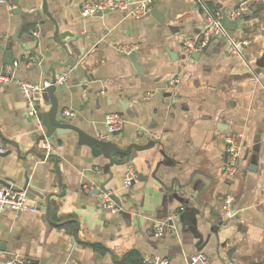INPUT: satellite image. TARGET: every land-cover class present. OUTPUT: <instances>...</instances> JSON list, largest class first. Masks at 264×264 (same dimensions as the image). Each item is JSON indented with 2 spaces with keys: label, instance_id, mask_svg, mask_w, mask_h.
I'll list each match as a JSON object with an SVG mask.
<instances>
[{
  "label": "crops",
  "instance_id": "crops-1",
  "mask_svg": "<svg viewBox=\"0 0 264 264\" xmlns=\"http://www.w3.org/2000/svg\"><path fill=\"white\" fill-rule=\"evenodd\" d=\"M85 1L47 0L60 30L83 37L74 44L82 53L76 68H56L57 75L68 74L64 91L57 94L59 107L73 113H63L65 121L98 138L105 132V116L122 113L124 129L107 140L122 148L155 145L133 151L129 160L115 154L123 163L105 172L106 160L80 145L76 132L38 143L45 129L30 115L27 99L16 85H0V181L22 190L28 178L29 186L44 195L28 192L35 211L0 207V264L10 253L29 264H118L130 251L150 264L154 259L164 264L264 263V66L258 65L264 58V0H152L158 17L150 13L140 19L121 11L83 18ZM243 4L250 7L244 27L228 31L239 52L225 37L193 52L197 56L185 50L184 41L203 31L206 10L225 13ZM42 5L43 0L0 2V73L8 66L10 49L19 64L16 78L50 81L51 73L41 67L58 58L54 51L59 45L52 31L45 32L52 28L50 19L42 17L38 46L34 41L24 45L37 48L41 62L12 43L18 24L14 9L38 12ZM122 43L136 52L141 72L118 49ZM29 58L37 62L27 65ZM37 104L41 111L49 109ZM229 136L241 145L240 171L233 180L225 175ZM47 142L54 149L49 157L42 146ZM161 151L172 165L162 163L167 158ZM130 166L140 177L125 191ZM109 172L113 177L106 189L119 208L116 213L98 206L101 195L91 193L109 179ZM172 184L178 198L166 189ZM228 193L235 196L232 217L222 208ZM183 211L188 220H198L204 237L220 223L201 250L181 223L167 224ZM160 227L164 231L158 235ZM200 254L207 263L191 261Z\"/></svg>",
  "mask_w": 264,
  "mask_h": 264
},
{
  "label": "water",
  "instance_id": "water-1",
  "mask_svg": "<svg viewBox=\"0 0 264 264\" xmlns=\"http://www.w3.org/2000/svg\"><path fill=\"white\" fill-rule=\"evenodd\" d=\"M12 13L17 16V20H18V24L14 31V36L12 38V43H18L21 50L35 54L38 60H40L41 62L42 56L41 54L37 52V48L35 47L25 48L24 45L34 41L36 43L35 45L38 46V44L41 41L40 36L44 33V32H39L38 30L41 29L40 28L41 24L46 21V19L42 18L45 16L49 18L52 23V28L45 30V32L47 31L46 33H48L52 31L53 33L52 38L54 42L59 45V49L54 51V53L58 55V58L54 59L51 63H49L48 66L41 65L45 73H48V72L51 73L50 79H49L51 81V84L48 87L44 88L41 92L35 93L33 95V100L35 101V103L42 102L45 105L49 106V109L47 111H41L42 109L41 104H37L35 106L36 117L39 123L45 129V133L39 137L37 141L38 143L42 140L43 141L44 140H48V141L57 140L59 136L70 135L72 131L76 132L78 135V143L80 145L88 146L91 149V153L93 156L102 157L104 160H106V163L101 167L103 171L105 172L110 170L112 166L121 165L123 163L119 161V159L117 158V156H115V154L119 156H123L127 160H129L133 151L140 152L150 147H154L155 142L150 141L149 143L144 144V145L138 144V143H131L128 146L122 148V147H119L115 142L111 140H102L95 136L88 135L85 132L78 129L77 127H75L74 125L66 122L65 117L63 116V113L65 110L59 107V102L57 98V94L64 91L65 83L58 85V86L55 85V77L57 75L56 68H69L70 70H73L76 68L77 63L82 53L81 51L78 52L77 49H75L74 44H76L78 40L82 39L83 37L80 34H74L69 31L60 30L59 24L52 17V15L48 12L47 0H43L41 11L22 12L19 8L16 7ZM108 13H109L108 11L102 12V13L100 12L96 16L102 17ZM151 13L154 16L158 17L157 9H152ZM227 13L228 11L225 12V15L222 19V26L226 30L233 31L237 28L244 27L242 23L244 20V16H241L235 20H231L228 17ZM194 54L196 53H193L192 56H197ZM63 56L67 57L64 61L59 59ZM129 57L132 63L136 66L137 70L141 72L142 66L136 61V52L132 51L129 54ZM13 63L14 62L12 58V52L9 49L6 51L5 64L12 65ZM258 65L260 67L264 66V58L260 60ZM174 78H175L174 76L171 77L170 79L166 81L164 85H159V88H162V87L165 88L167 85H169L174 80ZM163 95L170 96L171 93H164ZM161 153L162 155H164L165 158H167L166 155L163 153V151H161ZM162 163L168 166L172 165L171 164L172 161H169L168 158L166 159V161ZM109 175H110L109 179L104 181L100 185L99 189L91 190L92 194L101 195L108 191L106 189V185L112 179L113 173L109 172ZM152 177L157 180V177L154 173L152 174ZM143 180H146V178ZM0 182L3 184V186H6V187L11 186L5 181H0ZM166 189L169 192H172L174 194L173 197L178 198L177 197L178 193L175 190L174 184H172L170 187H166ZM22 190H26L28 192L34 193L35 195L39 196L41 199H44V195H41L40 193H38L37 191L32 189V187L29 186L28 178H26V182ZM49 198L50 197H48V199ZM188 215H189L188 211H183L180 214L175 212L174 219L173 218L169 219L167 224L172 226L174 223H181L184 228L183 231L190 232L193 235L194 239L197 240L196 248L198 250H201L210 240L211 233H214L215 235H217V230L220 226V223L218 225L213 226L211 229V233L208 234L206 237H204V235L199 231L198 220L196 218L194 220H190V219L188 220ZM225 245L226 244L224 242L219 243L218 248H220L221 246L224 247ZM233 251H234V248L229 249L226 252V255L230 257ZM143 260H144V264H150L149 261H147L146 259H143ZM251 264H261V263H251Z\"/></svg>",
  "mask_w": 264,
  "mask_h": 264
},
{
  "label": "built area",
  "instance_id": "built-area-1",
  "mask_svg": "<svg viewBox=\"0 0 264 264\" xmlns=\"http://www.w3.org/2000/svg\"><path fill=\"white\" fill-rule=\"evenodd\" d=\"M0 2H5V0H0ZM9 3V2H7ZM152 0H86L82 5L81 13L83 18L94 17L98 13L108 11H121L126 17L133 19H140L151 13L152 10ZM8 7L13 8L12 3L8 4ZM250 10L249 6L245 4L239 6L235 10L228 12L227 15L231 20H235L241 16H244L245 12ZM207 11V16L204 24L203 31L201 34L194 38H189L184 41V48L188 53H193L195 51H201L208 46L209 42L218 37L227 38L233 45V49L239 52L237 49V44L231 39L228 30L222 26V19L225 15L222 11L210 12ZM121 52L130 54L132 47L128 44H119L118 48ZM37 62L36 58H29L27 60V65ZM18 62H14L12 65H8L4 72L0 73V85H16L22 95L27 99V104L29 108V113L31 116L36 117L35 101L33 100V95L35 93L41 92L44 88L51 84V81H46L42 84H34L28 81L18 79L14 76L15 68L18 67ZM68 74H58L55 77V85L64 84L67 81ZM65 116H72L71 111H64ZM105 132L99 135V139L107 140L112 136L119 134L125 127L126 119L122 113H109L104 119ZM227 148H226V165H225V175L229 180L235 179L239 174V165L241 159V145L233 137L229 136L226 138ZM45 149L46 157H49L52 153L53 145L49 142L42 144ZM2 150L0 149V152ZM138 171L130 166L124 173L123 178V189L129 191L133 184L139 179ZM235 203V196L233 193H228L223 199L222 208L226 216L232 217L233 206ZM98 206L104 209H109L116 213L119 208L115 205L112 195L109 191L101 194L98 201ZM0 207L12 208L16 211H35L36 207L30 206V199L28 196V191L26 190H15L12 187L1 186L0 187ZM171 219V218H170ZM163 227L158 228V235L163 234ZM192 262H202L207 263L208 257L204 254L194 255L191 257ZM6 264H29L28 259L19 255L10 253L7 255ZM154 264H164L163 261L154 259L152 261ZM264 264V263H261Z\"/></svg>",
  "mask_w": 264,
  "mask_h": 264
},
{
  "label": "trees",
  "instance_id": "trees-1",
  "mask_svg": "<svg viewBox=\"0 0 264 264\" xmlns=\"http://www.w3.org/2000/svg\"><path fill=\"white\" fill-rule=\"evenodd\" d=\"M143 259L138 251L128 252L118 264H142Z\"/></svg>",
  "mask_w": 264,
  "mask_h": 264
}]
</instances>
